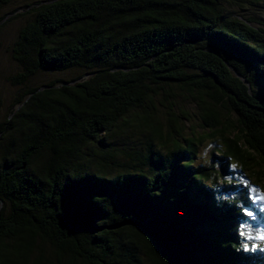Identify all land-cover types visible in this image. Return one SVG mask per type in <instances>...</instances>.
Returning <instances> with one entry per match:
<instances>
[{"label":"trees","instance_id":"obj_1","mask_svg":"<svg viewBox=\"0 0 264 264\" xmlns=\"http://www.w3.org/2000/svg\"><path fill=\"white\" fill-rule=\"evenodd\" d=\"M12 1L0 26L31 16L12 84L83 72L26 89L0 124V264H264L248 227L264 215V17L231 0L2 14Z\"/></svg>","mask_w":264,"mask_h":264},{"label":"rangeland","instance_id":"obj_2","mask_svg":"<svg viewBox=\"0 0 264 264\" xmlns=\"http://www.w3.org/2000/svg\"><path fill=\"white\" fill-rule=\"evenodd\" d=\"M39 1V0H13L10 4L4 7L2 14L11 13L14 9L22 8L24 5ZM234 8L247 9V13L253 17H264V0H261V4H251L248 0H231ZM233 7V6H232ZM19 11H22L19 10ZM31 16L26 14L24 16H16L6 21L0 26V124L4 122L8 115L15 108V101L23 94V92L33 86H38L50 82L55 79H71L77 74L83 71L78 69H72L67 71H40L37 73L25 86L13 85L11 78L20 70L18 63L12 56V48L17 39L20 28L29 20ZM188 109H193L195 106L189 102L182 101V104ZM200 120L191 122L195 129L198 127ZM214 142L212 140L206 141L200 147V159L202 162H209L212 156H216L217 152L212 155V149ZM255 196L257 199L256 206L259 211L264 213V200H260L259 197L264 196V186L259 187L254 185ZM255 222H250L248 226L250 233H264V215H258ZM259 241H262L258 239ZM264 243V241H262Z\"/></svg>","mask_w":264,"mask_h":264},{"label":"snow or ice","instance_id":"obj_3","mask_svg":"<svg viewBox=\"0 0 264 264\" xmlns=\"http://www.w3.org/2000/svg\"><path fill=\"white\" fill-rule=\"evenodd\" d=\"M254 191V190H253ZM260 200H264V196L262 197H259ZM246 215H248L249 217H251L253 215L252 212L248 211L246 212ZM256 239H260L262 241H264V233H259L257 236H256Z\"/></svg>","mask_w":264,"mask_h":264}]
</instances>
